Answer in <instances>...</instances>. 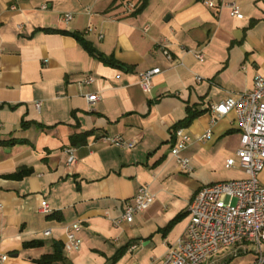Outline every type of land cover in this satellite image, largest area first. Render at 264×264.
<instances>
[{
	"label": "crops",
	"instance_id": "crops-1",
	"mask_svg": "<svg viewBox=\"0 0 264 264\" xmlns=\"http://www.w3.org/2000/svg\"><path fill=\"white\" fill-rule=\"evenodd\" d=\"M137 1L0 0V256L8 255L0 264H45L44 255L58 253L49 264H164L197 190L246 177L238 165L226 167L240 144L236 115L217 118L211 106L264 75V0H214L219 9L207 0H148L133 13L127 4ZM233 3L243 18L231 15ZM60 30L79 34L114 64ZM153 67L161 72L145 92L139 74ZM92 92L101 94L93 107L85 97ZM189 115L186 171L171 149L174 127ZM113 136L135 144L118 147L107 140ZM142 184L155 200L127 222L125 203ZM74 222L81 248L68 253ZM255 258L235 247L206 264Z\"/></svg>",
	"mask_w": 264,
	"mask_h": 264
},
{
	"label": "built area",
	"instance_id": "built-area-1",
	"mask_svg": "<svg viewBox=\"0 0 264 264\" xmlns=\"http://www.w3.org/2000/svg\"><path fill=\"white\" fill-rule=\"evenodd\" d=\"M210 7L219 9L214 0H207ZM231 15L243 18L244 14L236 4H229ZM45 8V6H44ZM129 10L135 9L134 3H128ZM65 20H71L70 13ZM167 59L170 52L165 49ZM199 59L201 52H196ZM161 72L160 67H153L139 74V84L145 92L150 91L153 78ZM86 83L93 78L87 77ZM89 106H95L101 100L98 92L86 93ZM40 107V102L36 103ZM215 116L222 117L234 112L241 131L237 159L231 157L226 167L238 165L246 174L241 179L224 180L201 187L197 190L188 206L189 220L184 233L170 245L163 256L164 264H206L213 256L225 249L244 247L254 250L256 258L251 264H264V184L260 175L264 170V75H257L252 89L240 93L237 97L215 103L211 106ZM177 143L171 149L173 157L183 170L191 171L190 159L182 152L191 143L192 138L184 127L174 131ZM208 131L202 138L210 137ZM107 140L121 148H131L135 142H126L120 136L107 137ZM76 161L74 154L69 152L68 162ZM155 200L148 184L139 186L131 200L126 201L123 218L132 222L137 213L145 211ZM0 208L2 205L0 204ZM43 213H51L47 204L41 207ZM81 224L74 222L67 227L65 250L68 253L81 248L79 232ZM50 229L44 235H50ZM7 254L1 255L5 261ZM140 264V263H136Z\"/></svg>",
	"mask_w": 264,
	"mask_h": 264
},
{
	"label": "trees",
	"instance_id": "trees-1",
	"mask_svg": "<svg viewBox=\"0 0 264 264\" xmlns=\"http://www.w3.org/2000/svg\"><path fill=\"white\" fill-rule=\"evenodd\" d=\"M148 0H138L136 3H135V9L133 10V13H138L140 12L147 4ZM60 32L62 33H65V34H71L73 35L74 37H76V39L86 48V50H88L89 53H91L92 55H94L95 57H97L98 59H100L101 61H103L104 63L106 64H114V60L109 58V57H105L104 55H102L101 53H97L96 50L94 49V47L91 45L90 42L84 40L79 34H76V33H71L69 31H66V30H60ZM195 115H189L187 117L186 120L178 123L175 127H174V131L176 129H178L179 127H183V126H186L191 120L192 118L194 117ZM27 124H23V126H26ZM90 134V132H86L84 134H81L80 136H82V142H85L86 138H87V135ZM76 136H73L72 137V140L75 141ZM15 142H23V140L21 141H18V140H11L9 143H15ZM1 143H5V142H0ZM75 143V142H74ZM22 172H18L16 174L13 175V177H17V176H20L22 175ZM179 216L176 218L178 219ZM175 219V220H176ZM174 220V221H175ZM30 245H32L33 243H29ZM28 244V245H29ZM127 248V246H126ZM125 248V249H126ZM118 257V255H116V258ZM57 258H61V255L58 253L56 256H50V255H44L40 260L39 262L41 263H45V264H49L51 263L54 259H57ZM115 258V259H116Z\"/></svg>",
	"mask_w": 264,
	"mask_h": 264
}]
</instances>
